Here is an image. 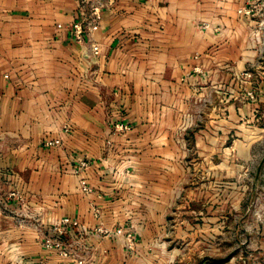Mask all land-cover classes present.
<instances>
[{
    "label": "crops",
    "instance_id": "1",
    "mask_svg": "<svg viewBox=\"0 0 264 264\" xmlns=\"http://www.w3.org/2000/svg\"><path fill=\"white\" fill-rule=\"evenodd\" d=\"M243 2L107 0L91 34L101 48L95 55L70 27L80 0H0V140L20 122L34 129L30 151H0L1 264H73L43 247L37 227L65 215L88 228L136 229L134 249L124 235L87 234L94 264L174 261L176 252L162 239V208L183 189L187 139L192 154L216 155L223 165L233 150L253 156L251 147L264 137L262 70L258 83L239 78L259 58L258 48L245 44L248 24L237 13ZM251 86L255 99L244 89ZM109 107L113 122H128L129 130L105 121ZM45 136L62 143L43 147ZM81 156L89 164L76 174ZM52 172L69 174L72 184L62 177L56 189L52 180L36 187L38 176ZM41 191L54 201L41 202ZM93 206L102 210L99 218Z\"/></svg>",
    "mask_w": 264,
    "mask_h": 264
},
{
    "label": "rangeland",
    "instance_id": "2",
    "mask_svg": "<svg viewBox=\"0 0 264 264\" xmlns=\"http://www.w3.org/2000/svg\"><path fill=\"white\" fill-rule=\"evenodd\" d=\"M250 40L246 38L245 44ZM260 61V69L264 70V52ZM104 110L105 121L113 124L111 108L109 112L107 108ZM8 124L6 130L11 131L13 124L9 120ZM20 126L15 134L6 133L4 140H0V151L25 152L33 148V127L22 126L21 122ZM48 138L43 137L40 145L50 148L44 143ZM233 138L228 140L229 146ZM186 143L188 153L181 160L183 189L174 204L162 208H166V233L162 239L176 252L174 261L168 264H264V137L251 147L253 156L241 158L233 150L223 165L218 163L221 159L216 155L205 159L192 154L189 139ZM62 177L67 185L72 184L69 174L52 172L47 177L38 176L36 187H44L52 180L56 189ZM42 195L41 202L54 201L55 197L50 198L47 192ZM151 196L152 202H163ZM19 200L26 201L22 197Z\"/></svg>",
    "mask_w": 264,
    "mask_h": 264
},
{
    "label": "built area",
    "instance_id": "3",
    "mask_svg": "<svg viewBox=\"0 0 264 264\" xmlns=\"http://www.w3.org/2000/svg\"><path fill=\"white\" fill-rule=\"evenodd\" d=\"M107 5V0H80L79 3V16L75 19L70 27L73 31L74 38L85 44L87 50L92 54H99L100 44L91 40V34L100 28V19L102 8ZM237 13L244 17L246 23L249 26V34L251 43L260 50L259 58L254 63L245 67L240 75V83L247 80L250 83H258L260 80V74L258 68H261L260 59L264 52V0H244L237 8ZM202 27L209 29L211 27L209 22H203ZM259 65L261 67H259ZM264 74V70L261 72ZM246 95L249 98L255 99L256 91L253 86L244 88ZM131 128V125L125 121L115 122L113 129L115 131H126ZM68 130V127L65 128ZM46 145H60L62 143L61 138H51L46 140ZM89 160L84 156H81L78 165L74 169L76 172L82 168L87 167ZM82 189L86 192L91 190L90 186L81 180ZM16 192H10V195H15ZM94 215L99 218L102 210L98 206H93ZM40 230V241L43 247L50 251H55L60 257L70 259L73 264H94L92 254L87 252L88 244H85L84 238L87 234L93 231H99L105 235L115 233L117 235H124L127 246L131 249L136 248L138 244V236L136 234L133 225L130 229L121 225L114 230H108L102 225H97L94 228H88L84 226L78 218L69 215L62 216L59 220L51 223L49 226H37Z\"/></svg>",
    "mask_w": 264,
    "mask_h": 264
}]
</instances>
